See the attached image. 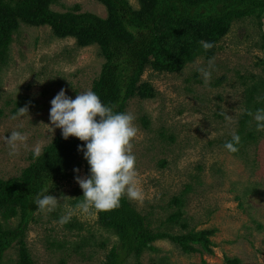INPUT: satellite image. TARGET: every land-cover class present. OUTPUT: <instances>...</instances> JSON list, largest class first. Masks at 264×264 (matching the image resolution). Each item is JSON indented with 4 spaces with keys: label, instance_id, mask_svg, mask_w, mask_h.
<instances>
[{
    "label": "rangeland",
    "instance_id": "obj_1",
    "mask_svg": "<svg viewBox=\"0 0 264 264\" xmlns=\"http://www.w3.org/2000/svg\"><path fill=\"white\" fill-rule=\"evenodd\" d=\"M129 2L140 7L139 0ZM74 5L107 16L97 0H59L52 8L62 12ZM262 33L255 20L234 23L210 58L214 68L207 85L198 69L207 68L210 59L200 56L178 73L147 69L143 82L154 88L155 98L129 102L126 112L135 116L139 129L133 152L144 199H128L155 230L179 235L216 229L213 255L184 254L176 244L160 240L154 243L156 252L143 254V264H225L226 257L264 264V131H257L250 116L240 124L264 98V87L257 88L264 84ZM13 39L7 61L0 63V179L5 180L30 165L34 145L43 150L62 132L47 126L53 98L62 89L72 99L91 90L104 63L97 46L80 48L72 38L55 37L47 26L21 25ZM23 107L28 115L20 117ZM14 130L28 140L19 155L11 156L5 138ZM233 132L241 137L235 153L224 147ZM79 176L86 177L83 168ZM54 196L60 201L57 208L37 210L26 237L32 263L101 264L119 243L116 234L100 226L95 210L84 214L76 208L83 197L76 180L64 182ZM177 197L182 206L173 202ZM178 211L186 229L178 222L165 224ZM68 212L71 218L61 224ZM17 222L11 219L8 226ZM67 223H75L72 231ZM18 249L14 245L0 264L15 262ZM134 263V258L127 262Z\"/></svg>",
    "mask_w": 264,
    "mask_h": 264
},
{
    "label": "trees",
    "instance_id": "obj_2",
    "mask_svg": "<svg viewBox=\"0 0 264 264\" xmlns=\"http://www.w3.org/2000/svg\"><path fill=\"white\" fill-rule=\"evenodd\" d=\"M97 1L106 7L105 18L82 12L79 5L56 11L52 7L59 0H0V63L7 61L13 36L21 25L50 27L55 37L72 38L80 48L98 47L104 63L91 90L105 105H115V111L126 112L134 98H155L154 88L143 82L147 69L178 73L200 56L212 58L234 23L255 20L263 32L264 50V0H139L138 9L129 0ZM201 40L214 47L205 51ZM263 87L262 83L257 88ZM260 108H264V98L254 111ZM248 117L246 114L240 124L244 125ZM80 148L86 150L84 142L75 137L65 140L60 132L39 157L31 154L30 165L20 175L0 179V261L18 245L17 260L10 264H33L26 237L37 222L35 213L39 208L34 200L45 187L54 196L64 182L76 180V169L83 168L90 177V165ZM173 202L182 206L183 200L177 197ZM97 215L100 226L114 232L119 240L101 264H127L130 258H134V264H143V254L156 252L154 243L160 240L176 244L184 254H214L212 236L216 229H191L179 235L155 230L126 196L118 208ZM180 217L181 211L174 212L165 224L182 225ZM11 219L18 220L16 226H8ZM74 226L67 223L65 228L72 231ZM182 226L187 228L186 224ZM225 264L241 261L226 257Z\"/></svg>",
    "mask_w": 264,
    "mask_h": 264
},
{
    "label": "clouds",
    "instance_id": "obj_3",
    "mask_svg": "<svg viewBox=\"0 0 264 264\" xmlns=\"http://www.w3.org/2000/svg\"><path fill=\"white\" fill-rule=\"evenodd\" d=\"M205 51L214 47L210 42H199ZM214 60L208 61L207 68L198 70L207 85L211 79ZM115 105H105L98 94L92 90L78 93L75 99L61 90L51 101L49 126L53 132L62 130L65 140L75 137L86 145L79 150L90 165V177L76 176V182L83 191V197L76 208L84 214L92 210L97 212L109 211L120 206L125 196L130 200L142 201L144 192L138 179L136 156L133 152V141L137 138L139 129L135 124V116L130 112H117ZM256 122L257 131H264V108L254 113H247ZM28 115V108H18V116ZM229 123L233 117L222 113ZM16 119L17 116H13ZM28 135L20 131H12L10 137L5 138L10 151L9 155H19L21 146L27 147ZM241 137L233 132L232 139L224 147L235 153L239 150ZM34 157L41 155V145L37 143L32 148ZM79 173V169L75 170ZM53 182V181H52ZM49 187L43 188L36 196L34 202L39 212H51L59 204V200L49 195ZM69 198V197H68ZM68 212L60 218L64 224L71 218Z\"/></svg>",
    "mask_w": 264,
    "mask_h": 264
}]
</instances>
